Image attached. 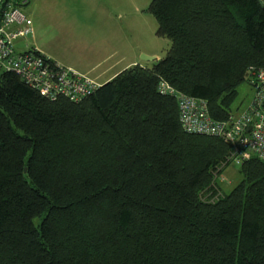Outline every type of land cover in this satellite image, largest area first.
<instances>
[{"label": "trees", "instance_id": "1", "mask_svg": "<svg viewBox=\"0 0 264 264\" xmlns=\"http://www.w3.org/2000/svg\"><path fill=\"white\" fill-rule=\"evenodd\" d=\"M165 55L78 102L50 101L0 73V264H264V161L201 197L231 164L221 138L187 134L160 82L239 113L264 68L257 0H151Z\"/></svg>", "mask_w": 264, "mask_h": 264}, {"label": "built area", "instance_id": "2", "mask_svg": "<svg viewBox=\"0 0 264 264\" xmlns=\"http://www.w3.org/2000/svg\"><path fill=\"white\" fill-rule=\"evenodd\" d=\"M264 6V0H257ZM29 0H0V73L11 71L44 98H66L78 102L100 85L86 75L53 60L34 48L17 50L18 41L30 40L33 27L24 12ZM252 95L239 113L226 120L211 118L203 100L176 92L160 82L161 94L175 97L179 123L187 134L221 138L230 148L228 160L239 165L255 156L264 161V68L251 72Z\"/></svg>", "mask_w": 264, "mask_h": 264}, {"label": "rangeland", "instance_id": "3", "mask_svg": "<svg viewBox=\"0 0 264 264\" xmlns=\"http://www.w3.org/2000/svg\"><path fill=\"white\" fill-rule=\"evenodd\" d=\"M150 2L151 0H30L26 12L33 26V38L18 42L16 48L23 51L30 44L33 46L35 40L40 48H45L50 53L54 49L62 54L66 52V56L81 52L92 63L99 59L98 55H104L115 48L119 54L130 56L128 59L134 57L138 61H146L144 56L154 57L155 60L147 62L149 65L161 59L170 45L167 38L156 34L157 22L148 10ZM110 4H115L114 12L108 13L105 9ZM108 16L111 18L109 21ZM80 32L85 33L83 38L88 40L86 44L79 40L77 35ZM101 32V37L95 40L99 49L93 46L89 38L95 35L97 37ZM71 58L78 59V55L73 54ZM67 62L73 63L70 59ZM251 95V85L243 83L239 87L235 106L241 107V111ZM238 169V165L229 164L202 191V199L215 200L229 192L240 180Z\"/></svg>", "mask_w": 264, "mask_h": 264}, {"label": "crops", "instance_id": "4", "mask_svg": "<svg viewBox=\"0 0 264 264\" xmlns=\"http://www.w3.org/2000/svg\"><path fill=\"white\" fill-rule=\"evenodd\" d=\"M113 5H115V4H113ZM113 5L110 4L109 8H106L105 11L108 13L114 12L113 11ZM29 6H30V0H29L28 5L25 6L23 9L24 12L26 13V15H28V12H26V11L29 8ZM107 19H108V21L111 20V18L109 16L107 17ZM84 34L85 33L80 32L77 36L82 43L86 44V41H88V40H86V38H83ZM101 35H102V32L97 34V37H95L96 36L95 35V36H92L89 38V41H91L93 46L96 48H99V49H100V47L95 44V40H96V38L101 37ZM18 42H23V41H18ZM33 43H34L33 46L30 44V46L27 45L28 46L27 48L31 47V48H34V49L42 52L43 54H45L48 57L52 58L53 60L61 63L62 65L66 66L68 68H71L72 70H74L80 74L86 75L87 77L94 80L99 85H102V84L110 81L118 73H120L121 71H123V70H125L131 66H134L137 64L141 65V66L148 65V63L146 61H142V59H141V61H138V59L134 58V57H132V59H128L130 56L119 54L118 49H115V48H113V50L111 48L110 50L105 52L104 55L103 54L98 55L99 59L92 63V60L91 59H85L82 56L81 52L80 53L73 52V53L68 54L69 56H66V54H67L66 52L62 54V53L58 52L57 50L55 52V49H54V50H50L51 51V53H50L45 48H40L37 45V42L35 40L33 41ZM73 54L78 55V59L71 58V56H73ZM69 59L72 60L73 63L67 62V60H69ZM84 62H88V63L85 64ZM71 66H76V67L74 68Z\"/></svg>", "mask_w": 264, "mask_h": 264}, {"label": "water", "instance_id": "5", "mask_svg": "<svg viewBox=\"0 0 264 264\" xmlns=\"http://www.w3.org/2000/svg\"><path fill=\"white\" fill-rule=\"evenodd\" d=\"M144 57H145V59H146V62H148L149 60H155L154 57H148V56H144Z\"/></svg>", "mask_w": 264, "mask_h": 264}]
</instances>
